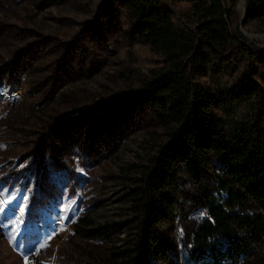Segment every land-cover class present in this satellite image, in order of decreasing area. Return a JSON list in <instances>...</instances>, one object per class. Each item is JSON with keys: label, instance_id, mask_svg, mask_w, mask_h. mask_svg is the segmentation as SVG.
Masks as SVG:
<instances>
[{"label": "rangeland", "instance_id": "1", "mask_svg": "<svg viewBox=\"0 0 264 264\" xmlns=\"http://www.w3.org/2000/svg\"><path fill=\"white\" fill-rule=\"evenodd\" d=\"M258 1L264 5V0ZM157 2L162 13L178 27L191 28L194 17L185 4L171 0ZM235 10L240 20L245 13V0H236ZM241 30L264 47V14L245 19ZM28 49L57 54L38 64L41 71L27 78L22 93L28 90L35 94L36 80L45 77L40 72L57 70L55 60L64 59L70 64L68 70L73 81L77 76L71 74L72 70H91L90 79L78 84L82 88L79 94L81 99L95 103L131 95L141 80L152 77L165 65L163 56L153 51L135 30L129 10L116 0H65L57 5H51V0H0V69L11 63L29 66L31 53L25 56ZM262 58L254 53L247 55L240 48L225 54L219 62L195 65L190 78L215 92L224 107V111H217L219 116L246 120L259 106L241 95L240 86L246 78L254 80L262 91L264 103ZM53 73H45L46 78H52ZM55 73L62 78L60 85L67 81L68 74L65 77L63 71ZM28 96L25 97L28 102L32 101ZM28 116L22 109L10 111L9 121L5 123L8 128L0 133L1 142L8 140L13 145L8 160H0V164H6L7 184L3 192L0 183V264H95L96 254L100 252L121 248L134 251L140 239V223L128 196L134 189L132 181L138 179V166L153 154L155 136L151 130L155 128L149 126V119L135 114L123 127L119 123L121 139L116 138L117 134L101 137L97 129L81 138L78 126H73L74 145L67 147L48 138V141L44 139L49 148L46 152L45 148L38 149L40 135ZM38 151L47 153L44 160L28 159ZM74 152H78L77 157H73ZM54 153L57 155L53 156ZM77 159L79 165H70L69 160ZM77 166L90 183L79 191L90 218L87 228H102L103 238L94 247H87L80 241L78 229L61 221L66 216L62 210L69 206L56 204L57 218L49 217L43 223L38 212H31L38 189L43 188L39 198L42 203H51L58 196L47 185L50 177L40 182L39 176H44V172L49 176L64 171L72 178ZM214 172L205 167L199 182L178 173L176 185L164 190L162 198H155L157 208L152 229L155 237L143 238L152 250L150 264H206L204 258L194 259L189 236L204 210L201 192L211 182ZM261 249L264 252V240Z\"/></svg>", "mask_w": 264, "mask_h": 264}, {"label": "trees", "instance_id": "2", "mask_svg": "<svg viewBox=\"0 0 264 264\" xmlns=\"http://www.w3.org/2000/svg\"><path fill=\"white\" fill-rule=\"evenodd\" d=\"M64 1L51 0V5ZM116 1L132 14L135 30L153 51L163 56L164 67L152 77L141 80L131 95L114 96L95 103L81 99L79 94L82 88L78 84L90 79L91 70H72L71 74L77 76L73 81L67 60L58 62L56 59L57 70H42L40 73L45 77L36 80L37 92L31 95L28 90L23 93L21 90L27 84V78L39 73L38 64L57 52L49 54L45 49L39 52L28 49L25 56L31 53L29 66L19 67V64L11 63L0 69V133L8 128L5 123L9 121L10 111L22 109L29 115L27 119L32 121V127L38 129V149L45 148L48 152L44 139H53L67 147L76 143L71 137L73 126H78L81 138L97 129L101 137L117 134L116 138L121 139V129L131 115L147 117L149 126L155 128L151 130L155 136L153 154L138 166V179L132 181L134 189L128 196L140 223L139 243L134 251L121 248L100 252L96 254L95 264H150L152 250L143 238L155 237L152 232L157 208L155 198H162L164 190L176 185L178 173L183 172L193 182H199L205 167L215 172L201 192L203 213L190 230V249L194 259L204 258L206 264H264L261 249L264 240L262 91L254 80L246 78L240 86L241 95L251 103L258 102L259 108L246 120L226 119L217 114L218 110L224 111V107L215 92L190 78L195 65L219 62L225 54L237 52L240 48L247 55L254 53L263 57L264 64V53L252 49L235 33V24L239 20L236 0H171L185 4L194 17L189 29L178 27L166 13H162L157 0ZM259 2H250L246 20L264 14V5ZM57 71H63L65 77L69 75L62 85ZM48 72H54L50 78L54 79L53 82L46 78ZM17 91L19 94H15ZM27 95L32 101L28 102ZM119 123L122 127H117ZM11 148L13 145L8 140L0 141V160H8ZM46 155L38 151L28 159L44 160ZM74 156L77 157L78 152H74ZM69 162L70 165H79L78 159ZM5 166L0 164L3 192L7 187ZM80 169L73 170L72 178L64 171L40 175V182L50 177L51 182L47 185L52 186L59 199L57 196V200L51 203H42L39 198L43 188L38 189L31 212H38L43 223L49 217L57 218L56 204L69 206L62 210L66 216L61 221L78 229V237L87 247H94L103 238L102 228H87L90 218L79 191L90 183L86 182L88 178ZM160 256L155 254V257Z\"/></svg>", "mask_w": 264, "mask_h": 264}, {"label": "water", "instance_id": "3", "mask_svg": "<svg viewBox=\"0 0 264 264\" xmlns=\"http://www.w3.org/2000/svg\"><path fill=\"white\" fill-rule=\"evenodd\" d=\"M249 2H250V0H245V13H244V16L236 22L235 33L240 40L249 44V46L252 49H254L255 51L264 53V47L258 46L252 39H250L248 36H246L241 30L242 24H243L244 20L246 19Z\"/></svg>", "mask_w": 264, "mask_h": 264}]
</instances>
